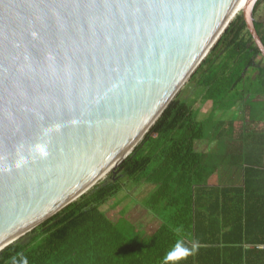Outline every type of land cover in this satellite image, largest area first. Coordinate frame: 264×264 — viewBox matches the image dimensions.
<instances>
[{"label": "water", "instance_id": "obj_1", "mask_svg": "<svg viewBox=\"0 0 264 264\" xmlns=\"http://www.w3.org/2000/svg\"><path fill=\"white\" fill-rule=\"evenodd\" d=\"M241 1L264 57L260 0H0V252L133 152Z\"/></svg>", "mask_w": 264, "mask_h": 264}, {"label": "trees", "instance_id": "obj_2", "mask_svg": "<svg viewBox=\"0 0 264 264\" xmlns=\"http://www.w3.org/2000/svg\"><path fill=\"white\" fill-rule=\"evenodd\" d=\"M256 27L264 42L262 17ZM211 112L199 118L192 100L176 95L143 140L108 176L0 252V264H163L182 238L198 250L180 264H264V134L235 115L249 106L264 121V57L239 13L191 77ZM219 114V115H217ZM207 142L205 147L203 146ZM131 183L159 226L142 237L134 224L103 209ZM145 194V195H144ZM180 229L179 232L176 229Z\"/></svg>", "mask_w": 264, "mask_h": 264}, {"label": "rangeland", "instance_id": "obj_3", "mask_svg": "<svg viewBox=\"0 0 264 264\" xmlns=\"http://www.w3.org/2000/svg\"><path fill=\"white\" fill-rule=\"evenodd\" d=\"M263 7L264 6L262 5L258 10L257 18L262 17L263 12L261 9ZM241 12L242 10L239 13ZM191 77L192 75L188 78L177 95L181 93L182 97H187L189 100H192V103L194 102V107L200 109L199 118L203 119L211 112L213 103L211 100L204 102L202 101L201 93L199 94L201 91L198 92V89H195L194 82H190ZM249 97L250 99H264V95H253ZM234 119L236 133L242 129L243 125L250 131H264V123L254 122L250 119L248 105H246L243 110L237 112ZM205 145H207V142H205L203 146L205 147ZM146 188H148V184H141L138 188L133 189V185L127 182L123 190H121L116 196L109 199L104 205H102V209L113 220H117L122 217L124 220L138 227L141 231L142 237L150 236L159 226V220H157L156 217L150 213L141 203V198L143 196L141 191L145 190Z\"/></svg>", "mask_w": 264, "mask_h": 264}, {"label": "clouds", "instance_id": "obj_4", "mask_svg": "<svg viewBox=\"0 0 264 264\" xmlns=\"http://www.w3.org/2000/svg\"><path fill=\"white\" fill-rule=\"evenodd\" d=\"M59 125H57V130ZM47 134V133H46ZM33 159L39 157L40 159H46L49 155V148L47 143H38L30 149ZM28 163L25 155L23 154V145L17 150V159L15 161V167L17 169L25 166ZM5 171L11 169L7 166L4 168ZM177 232L180 229H176ZM198 250V243L192 242L191 246H187L182 238L176 239L175 243L165 253L163 257V264H180L182 261H186L190 256H193ZM20 264H28L27 257H23Z\"/></svg>", "mask_w": 264, "mask_h": 264}, {"label": "bare ground", "instance_id": "obj_5", "mask_svg": "<svg viewBox=\"0 0 264 264\" xmlns=\"http://www.w3.org/2000/svg\"><path fill=\"white\" fill-rule=\"evenodd\" d=\"M243 1H241L235 8L234 12H233V19L235 18V16L242 10V7H243ZM110 171H107L96 183H98L99 181H101L103 178H105L108 174H109ZM94 184V185H95ZM93 187V186H92ZM92 187H90L87 191H89ZM82 196V195H81Z\"/></svg>", "mask_w": 264, "mask_h": 264}, {"label": "crops", "instance_id": "obj_6", "mask_svg": "<svg viewBox=\"0 0 264 264\" xmlns=\"http://www.w3.org/2000/svg\"><path fill=\"white\" fill-rule=\"evenodd\" d=\"M262 123H264V121H262ZM258 133H263L264 134V131H258ZM252 161L254 163H256V164L263 163V165H264V155H263V153L262 152L261 153H256L254 158H252Z\"/></svg>", "mask_w": 264, "mask_h": 264}]
</instances>
